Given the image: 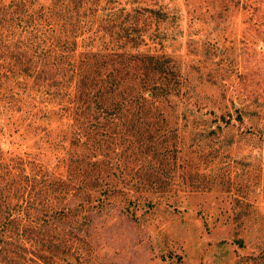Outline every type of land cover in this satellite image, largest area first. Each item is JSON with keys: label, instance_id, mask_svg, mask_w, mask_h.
Instances as JSON below:
<instances>
[{"label": "rangeland", "instance_id": "374dc122", "mask_svg": "<svg viewBox=\"0 0 264 264\" xmlns=\"http://www.w3.org/2000/svg\"><path fill=\"white\" fill-rule=\"evenodd\" d=\"M134 5L166 15L140 48L169 59L175 87L134 132L140 148L126 147L123 118L108 127L94 103L85 114L59 111L35 142L40 129L32 137L19 119L41 112L0 96V217L23 214L26 238L0 244L13 250L0 264H264V0ZM12 154L68 186L53 192L41 178L30 187L27 166L12 181Z\"/></svg>", "mask_w": 264, "mask_h": 264}, {"label": "trees", "instance_id": "16d2710c", "mask_svg": "<svg viewBox=\"0 0 264 264\" xmlns=\"http://www.w3.org/2000/svg\"><path fill=\"white\" fill-rule=\"evenodd\" d=\"M42 1L40 6H34V0L0 5V68H4L0 70V96H17V110L23 109L24 114L29 109L42 113L38 119L33 115L30 121L19 119L33 131L32 137L40 129L35 142L57 127L59 111L85 114L94 103L99 114L108 118V127L114 128V121L123 118L124 134L129 136L126 147L140 148L142 140L134 132L142 128L144 119L159 114L162 99L172 96L175 89L166 63L169 59L140 48L155 41L158 35L151 36L154 21L163 22L166 15L155 6H135V0ZM84 39L90 48L80 52L79 42ZM131 80L137 81L138 89L128 91L123 86ZM82 139L83 134L78 140ZM12 156L13 171L28 167L23 177L30 187L41 178L53 192L68 186L42 163ZM15 176L14 171L12 181ZM65 210L74 208L62 207L56 213L64 216ZM24 217L20 213L0 217V244L26 242L23 230H18V220ZM8 252L13 250L0 249L2 257Z\"/></svg>", "mask_w": 264, "mask_h": 264}]
</instances>
